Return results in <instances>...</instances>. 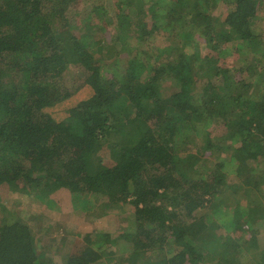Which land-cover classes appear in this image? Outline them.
Instances as JSON below:
<instances>
[{"label": "trees", "instance_id": "16d2710c", "mask_svg": "<svg viewBox=\"0 0 264 264\" xmlns=\"http://www.w3.org/2000/svg\"><path fill=\"white\" fill-rule=\"evenodd\" d=\"M263 7L0 0V264H56L10 191L134 213L133 229L78 238L65 264H264V201L238 193L264 199Z\"/></svg>", "mask_w": 264, "mask_h": 264}, {"label": "rangeland", "instance_id": "374dc122", "mask_svg": "<svg viewBox=\"0 0 264 264\" xmlns=\"http://www.w3.org/2000/svg\"><path fill=\"white\" fill-rule=\"evenodd\" d=\"M109 4V0H104ZM264 10V7L263 9ZM135 42V40H133ZM223 125L215 128V135L221 137L216 141L221 145L224 138L222 136L227 132ZM207 155V154H206ZM225 158V181L232 184L236 180L235 160L226 153H222ZM252 164V161H249ZM255 172L264 173V162L258 161ZM264 188V186H263ZM241 192L243 197L248 195L256 203H262L261 197L254 195L259 193L255 187H241L238 193ZM53 197L58 203L50 204L49 202H42L34 200L24 193L4 192L2 194V201L6 203L9 209L23 217V219L30 226L34 235V245L36 250L43 254L47 260L56 264H65L67 257L71 252L75 251L76 240L81 239L88 233L96 234L103 230H123L128 227L133 229L135 225V215L127 210L112 212L103 218H96L84 215L78 211L73 210L69 202H64L61 195ZM243 198L242 204L247 205L250 199ZM251 199V200H252ZM224 217V216H221ZM220 229V228H219ZM153 252L150 254L152 256Z\"/></svg>", "mask_w": 264, "mask_h": 264}]
</instances>
